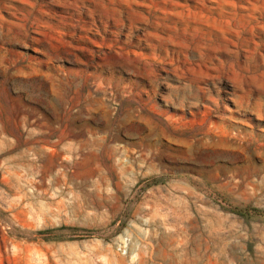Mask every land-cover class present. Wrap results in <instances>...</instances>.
<instances>
[{"label":"rangeland","instance_id":"obj_1","mask_svg":"<svg viewBox=\"0 0 264 264\" xmlns=\"http://www.w3.org/2000/svg\"><path fill=\"white\" fill-rule=\"evenodd\" d=\"M0 264H264V0H0Z\"/></svg>","mask_w":264,"mask_h":264}]
</instances>
